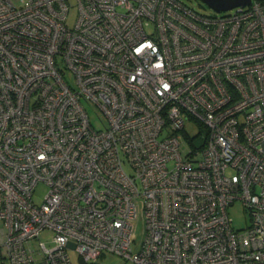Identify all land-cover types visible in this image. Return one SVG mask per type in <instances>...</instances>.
Returning a JSON list of instances; mask_svg holds the SVG:
<instances>
[{
    "label": "built area",
    "instance_id": "1",
    "mask_svg": "<svg viewBox=\"0 0 264 264\" xmlns=\"http://www.w3.org/2000/svg\"><path fill=\"white\" fill-rule=\"evenodd\" d=\"M17 2L0 0V263L264 264V4Z\"/></svg>",
    "mask_w": 264,
    "mask_h": 264
},
{
    "label": "rangeland",
    "instance_id": "2",
    "mask_svg": "<svg viewBox=\"0 0 264 264\" xmlns=\"http://www.w3.org/2000/svg\"><path fill=\"white\" fill-rule=\"evenodd\" d=\"M16 4H18V0H13ZM182 1L187 7L195 10L198 13L204 15H219L207 5L202 3L200 0H180ZM77 17V9L76 5L73 1L70 4V10L67 15L66 24L69 27H73L75 20ZM67 79L73 81L72 75L68 74ZM83 108L85 109L90 123L95 130H103L106 127V120L103 116L97 111L96 107L87 101L81 102ZM188 134L190 136L194 135L198 131V127L192 125L186 128ZM186 150L185 147H183ZM123 168L127 174H132L131 167L127 164H123ZM46 188L43 185H38L33 194V200L37 203H40L45 195ZM227 214L231 219V226L234 230H243L249 225V214L244 210L241 203L235 202L234 204L230 205L227 208ZM140 229V228H139ZM140 232V230L138 231ZM38 240L45 243L46 246L52 247V233L51 232H43L39 235ZM37 242V240H36ZM69 258L72 264H84L80 259L77 251L74 249L68 252ZM96 264H130L124 258L110 254L107 252H103L102 255L95 261ZM2 264V263H0ZM8 264V263H4Z\"/></svg>",
    "mask_w": 264,
    "mask_h": 264
},
{
    "label": "water",
    "instance_id": "3",
    "mask_svg": "<svg viewBox=\"0 0 264 264\" xmlns=\"http://www.w3.org/2000/svg\"><path fill=\"white\" fill-rule=\"evenodd\" d=\"M215 12H223L238 6L250 5L252 0H200Z\"/></svg>",
    "mask_w": 264,
    "mask_h": 264
},
{
    "label": "trees",
    "instance_id": "4",
    "mask_svg": "<svg viewBox=\"0 0 264 264\" xmlns=\"http://www.w3.org/2000/svg\"><path fill=\"white\" fill-rule=\"evenodd\" d=\"M257 2L264 4V0H256Z\"/></svg>",
    "mask_w": 264,
    "mask_h": 264
}]
</instances>
